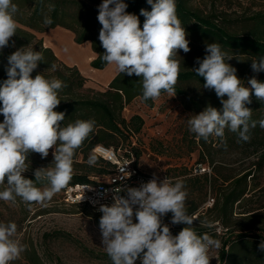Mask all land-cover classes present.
Masks as SVG:
<instances>
[{
  "label": "clouds",
  "instance_id": "clouds-1",
  "mask_svg": "<svg viewBox=\"0 0 264 264\" xmlns=\"http://www.w3.org/2000/svg\"><path fill=\"white\" fill-rule=\"evenodd\" d=\"M151 11L141 9L145 19L141 28L137 15L128 13L124 0H103L98 6V22L102 26L99 41L105 50L103 62L115 65L117 71L129 77L135 75L142 85V99L156 100L162 92L176 95L180 65L178 52L190 51L188 33L176 12V0H147ZM19 11L13 0H0V50L9 46L17 33L15 16ZM51 24L50 19L45 20ZM206 55L197 58L199 67L192 69L203 77L204 88L214 90L222 109L208 105L199 114L187 119L189 131L205 141L209 137L223 138L225 129L236 133L238 140H250L252 110L246 105L251 97L264 103V82L255 77L242 83L236 69L229 63L234 54L222 49L221 44H206ZM7 79L0 86V200L15 204L19 197L25 203H44L63 190L73 177V158L95 127L92 119H77L63 126L64 112L56 109L61 103L60 91L65 87L57 78L42 73L32 77L38 62L44 61L40 51L22 47L8 58ZM55 68V65L52 66ZM253 72L264 71V56L252 59ZM227 99H224V97ZM251 121V123H250ZM264 128V119L259 121ZM54 149L53 162L34 171L35 181L24 177L28 170L29 153L47 158ZM87 163L94 166L97 157L91 154ZM126 177L131 173L121 169ZM37 183H46L41 189ZM114 203L101 205L99 220L102 245L112 264H210L209 253L219 249L221 242L205 233L198 235L194 218L186 208L187 190L182 180L175 183L166 177L158 182L154 176L139 187L114 190ZM172 214L171 223L184 224L173 236L162 218ZM134 220L136 222H134ZM206 223V222H201ZM15 222H0V264H11L20 258L26 246L14 239ZM264 252V240L259 244Z\"/></svg>",
  "mask_w": 264,
  "mask_h": 264
},
{
  "label": "trees",
  "instance_id": "trees-1",
  "mask_svg": "<svg viewBox=\"0 0 264 264\" xmlns=\"http://www.w3.org/2000/svg\"><path fill=\"white\" fill-rule=\"evenodd\" d=\"M102 2L103 0H13L19 9L15 16L17 33L10 39L9 46L0 50V86L7 79V58L22 47L32 48L34 51H40L44 57V61L38 62L37 69L31 74L32 77L42 73L47 78H57L63 81L65 85L59 93L61 103L54 109L65 113L63 126L74 123L77 119L95 121L93 131L82 146L75 151L73 164L76 165L77 170L73 171V177L64 188L62 198L69 185L96 183L99 180L97 177L106 176L111 172L112 163L93 151L98 144L122 150L124 154L134 155L139 160L141 150L134 147L133 138L142 132L145 118L138 113L127 117L125 112L136 98H141L149 107H153L155 102L151 99L148 101L142 99V85L135 75L129 77L118 72L105 88L88 87L89 77L82 72L80 67L67 64L52 47L45 45L43 37L38 36V33L47 32L58 26L71 30L75 34L77 43L91 41L92 48L97 54L91 62L92 67L105 68L108 64L101 59L105 50L98 38L102 26L97 19L98 6ZM124 2L128 4L126 11L138 16L142 28L145 18L140 15V10L151 11L147 0H124ZM176 12L182 26L190 33L221 44L223 50L238 58L239 63H234L233 66L237 67L238 78L241 76H244V79L255 77L260 82H264V71L255 73L251 68L252 59L264 56V10L246 17L244 19L246 24L238 32L221 23L215 15H204L192 9L188 6L187 0H176ZM46 19H50L52 23L46 24ZM53 65H55L54 69ZM194 68L180 67L175 85L176 93L187 97L184 100L185 108L203 111L211 105L221 110L222 104L215 91L203 87L205 81L203 77L196 75L192 70ZM192 83H196L201 88L200 92L195 95H191L187 88V85ZM224 99L227 97L225 96ZM251 99L252 103L246 107L252 110L251 121H256L257 124L255 128H250V140L248 142L238 140L237 134L227 128L222 138L223 144L229 149L253 148L252 151L255 152L257 159L250 166L238 172L222 173L219 167L224 165L216 166L212 156V137H209L207 141L202 139V143L210 142L208 152L212 160H208L204 151L202 159L194 164V168L199 163L209 164L212 172H195L194 169H190L189 172L186 168L178 167L174 169L176 173L172 175L166 169L174 183L179 179L188 187L193 182L199 181L201 191L209 186L214 189L220 188L221 196L216 199L209 210L216 212L212 220L222 224L223 235H220L221 232H218L214 225H197L194 228L198 235L207 233L212 237L223 239L220 251L221 264H264V252L258 247L264 240V205H249L252 202V193L260 186L256 182L257 173L264 171V128L259 125V121L264 119V103L258 101L254 95ZM2 121L3 115H0V122ZM91 154L97 157V163L94 166H89L87 163ZM80 156L86 163L78 161ZM23 175L35 181L34 173ZM219 180H222L221 184H218ZM43 184L45 183H37L36 186ZM199 207L200 203L193 202L187 208L188 214L196 213ZM238 207L244 209L237 213ZM179 227L183 229L186 225L180 224ZM106 256H108L107 253ZM26 259L31 264H46L33 246L27 249ZM135 264L139 263L135 262Z\"/></svg>",
  "mask_w": 264,
  "mask_h": 264
},
{
  "label": "rangeland",
  "instance_id": "rangeland-1",
  "mask_svg": "<svg viewBox=\"0 0 264 264\" xmlns=\"http://www.w3.org/2000/svg\"><path fill=\"white\" fill-rule=\"evenodd\" d=\"M187 1L188 6L192 9L200 11L204 15H215L221 23L237 32L241 31L244 24H246L244 20L246 17L257 11L264 10V0ZM65 30L64 27H56L47 32L38 33V36L43 37L44 42H48L49 34L56 35L57 33L55 32ZM186 32L188 33L186 38L189 41L190 51L184 53L180 50L176 59L179 61L180 67L194 68L199 66L196 63L197 58L202 60L207 54L205 51L206 44L213 42L202 39L188 30ZM73 40L75 41V39ZM75 54H78V52H75ZM57 55L62 59V56L58 53ZM77 56L79 57V54ZM93 59H90L89 65L83 62L77 64L85 75H89L88 71L93 70L91 66ZM63 60L66 63H70L67 59L63 58ZM229 63L234 66V63H239V60L234 56ZM234 68L237 69V67ZM104 75L105 72H102L100 77L103 78ZM236 75H239L237 71ZM87 77H89L88 87L105 88H101L98 82L90 75ZM240 79L245 86H248V78L244 79V76H241ZM187 88L191 95L197 94L201 89L196 83L187 85ZM186 99V96L176 93L175 96L171 97L165 92L155 100L153 107L147 106L141 98L134 99L129 105L125 112L127 117L138 113L145 118L142 132L133 138L134 147L141 150L139 163L143 168L158 173L161 172L160 170L168 169V172L172 175L176 173L174 169L178 167L180 169L186 168L190 172V169H194V164L202 159L204 151L208 160L211 161L213 156L217 167L224 165L219 167L222 173L238 172L250 166L257 159L255 152L252 151L253 148L248 150L242 148L229 149L223 144V140L217 137H212L213 154L212 156L209 155L210 142L202 143V138H196V134L189 131L187 124V119L191 115L199 114L202 110L193 111L186 109L184 105V100ZM53 151L54 149H50L48 157L44 159L37 153H29L27 159L29 168L23 174L34 173L37 168L49 166L54 159ZM158 156H161V160L158 159ZM78 161L86 163L82 156L79 157ZM75 166L73 164L74 171L77 170ZM96 166L99 167V165ZM215 172L213 171V174ZM101 177L97 178L101 179ZM221 182L222 180H219L218 184H221ZM256 182L260 186L252 193V202L249 205H264V171L257 173ZM200 185L199 181H195L190 186H185L188 193L186 208H189L193 202L200 203L196 213H201L202 216L199 214V218H196L194 216L195 213L189 214L195 220L193 227L197 225H214L218 229L222 224L212 220L216 212L209 209L213 207L216 199L221 196L220 188L214 189L209 186L201 191L199 189ZM46 186L47 184L45 183L37 187L43 189ZM4 187L0 186V191H3ZM260 188L261 190H259ZM63 190L54 194L51 200L44 203L29 204L22 202L19 197L15 204L0 200V222H15L17 224V233L14 239L19 240L20 243L26 246V250L21 253L20 258L11 262V264H31L26 259V256L27 249H31L32 246L46 264H112L110 257L106 256L102 245L99 228V220L102 213L89 205L65 203L62 198ZM243 209L238 207L236 211L238 213ZM171 217L172 214L168 213L162 218V221L169 226L172 235L175 236L182 229L179 227L180 224L173 225L171 223ZM134 222L136 221L134 220ZM201 222L206 223L202 224ZM223 232L224 229L222 227L220 235H223ZM215 239L221 242V247L210 251L209 255L212 257L210 264H221L220 251L223 239L221 237ZM140 261V259H137L136 262L141 264Z\"/></svg>",
  "mask_w": 264,
  "mask_h": 264
},
{
  "label": "built area",
  "instance_id": "built-area-1",
  "mask_svg": "<svg viewBox=\"0 0 264 264\" xmlns=\"http://www.w3.org/2000/svg\"><path fill=\"white\" fill-rule=\"evenodd\" d=\"M93 151L112 163L111 172L106 176L101 177L96 183H76L69 185L64 191L63 200L67 204L89 205L97 210L101 205L111 206L113 196L117 193L115 189H121L118 193L120 196L127 195V189L130 187H139L142 183L150 181L154 176L158 182L163 181L168 175L166 169L161 172L147 170L141 166L139 160L134 155H126L124 151L107 147L103 144H98ZM161 160V156H158ZM131 173L126 177L121 169ZM195 172H212V167L209 164L199 163L194 168ZM194 216L197 218L198 214ZM219 224V222H218ZM222 226L217 229L221 232Z\"/></svg>",
  "mask_w": 264,
  "mask_h": 264
},
{
  "label": "crops",
  "instance_id": "crops-1",
  "mask_svg": "<svg viewBox=\"0 0 264 264\" xmlns=\"http://www.w3.org/2000/svg\"><path fill=\"white\" fill-rule=\"evenodd\" d=\"M55 33L57 34L56 35L49 34L48 42H45V45L50 46L54 50H56L57 53L60 56H62V60L63 58L67 59L70 62L67 64L77 65L83 62V63H88L89 65L90 59L95 58L97 56L96 52L92 48V45H90L91 41H86L81 44L77 43L76 41L73 40L75 39V34L71 30L66 29L65 31H61V32L57 31ZM75 52H78L79 57L77 56L78 54H75ZM92 69L93 70L88 71V74L98 82L101 88L106 87L111 81V79L118 73L115 65H109V64L103 69H99V70L95 68ZM102 72H105L103 78L100 77V74Z\"/></svg>",
  "mask_w": 264,
  "mask_h": 264
}]
</instances>
